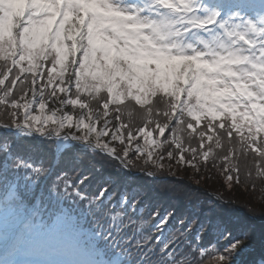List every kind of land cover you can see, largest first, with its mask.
Instances as JSON below:
<instances>
[{"label": "snow or ice", "instance_id": "obj_1", "mask_svg": "<svg viewBox=\"0 0 264 264\" xmlns=\"http://www.w3.org/2000/svg\"><path fill=\"white\" fill-rule=\"evenodd\" d=\"M0 58V103L11 105V123L0 128L12 139L0 148V264H204L201 249L213 233L215 242L207 241L213 264H242L251 248L248 229L234 234L217 213L195 228L191 220L182 225L186 234H197L185 244V234L168 235L174 209L154 210L150 224L128 215L143 205L141 191L122 193L113 205L117 177L102 179L94 195H85L96 177L76 167L38 196L32 193L31 201L27 196L53 174L52 165L43 167L47 151L40 155L46 140L55 141L54 162L64 161L75 144L110 153L131 172L140 168L139 153L145 164L163 169L164 156L154 149L165 142L178 150V156L168 150L169 159L208 161L213 146L205 149V141H213L208 132L218 127L228 137L234 129L264 167V0H0ZM21 74L27 83L18 87ZM151 97H158L164 121H152V131L148 125L137 130L143 144L108 119L110 105L128 98L146 104ZM114 111L119 120V107ZM146 111L155 114L152 106ZM202 120L199 151L184 147L172 122L196 132ZM170 123L171 141L153 138ZM21 134L33 148L19 143ZM106 136L128 143L117 152ZM214 143L221 146L219 136Z\"/></svg>", "mask_w": 264, "mask_h": 264}, {"label": "trees", "instance_id": "obj_2", "mask_svg": "<svg viewBox=\"0 0 264 264\" xmlns=\"http://www.w3.org/2000/svg\"><path fill=\"white\" fill-rule=\"evenodd\" d=\"M3 63V58H0V70H2ZM25 66H27V62H25ZM25 76L26 74H21L22 79L18 81V87L21 83H27ZM157 99L158 97H151L146 104H137L128 98L118 106L110 105L108 119L112 122L118 121L120 125H123L122 129L125 136L128 130H132L141 143L143 139L137 131L138 129L148 125L147 130L152 131L155 127L152 121L158 120L161 123L164 121V117L160 115L164 109L155 107ZM150 106L153 107L155 113L151 116L146 111ZM91 107L94 111H99L95 106V101L91 102ZM116 107L120 109L119 120L115 118L117 114L114 109ZM10 109V104L5 108L0 103V122L5 125L11 123L9 116L6 115ZM184 119L187 122L188 118L185 117ZM223 119L227 121L229 118L226 116ZM186 122L184 124H180L179 121L172 122L177 124L176 139L182 141L184 147H195L199 151L198 133L204 128L205 121L202 120L196 125V132L187 129ZM226 127H228L227 123ZM208 134L213 136V141L206 140L205 149L208 144H212L213 152L208 161L201 159L198 164L193 161L192 165L185 163L181 167L178 165L177 159H169L166 155L167 151L173 150L174 156H178V150L174 144L169 147L167 142L164 143L163 148H157L155 152L157 155H163L164 160L169 162V166H164L163 169H157L151 162L145 164L146 156L143 153L135 154L139 157L136 159V163L140 165V168L134 169L132 172L147 169L160 178L168 177L164 180L151 178L146 173L133 175L121 169L120 164L111 157H107L101 152H93L90 148L83 149L80 145L75 144L69 149L64 161L57 159L54 162L49 150L54 147L55 141L46 140L43 142L46 148L40 149V155H44L47 151V155L44 156L43 167L48 168L52 165L53 174L47 177L43 185H33L27 199L31 201L33 199L32 193L38 196L44 188H50L54 183H58V177L63 172L72 175V169L76 167L82 168L85 173L93 171L96 177L95 180L85 186V195H94L97 184L102 179L117 177L118 182L114 185L113 205L120 200L122 193L130 195L136 190L142 192L143 205L136 210L135 215L132 211L128 213V215L133 216V219L150 224L155 222V218L149 215L154 210L174 209L177 219L171 223V230L168 235L173 237L185 234V244H187L191 243L197 234L195 231L186 234L182 225H186L191 220L194 222L193 228H195L200 222L207 223L208 218L217 213H222L234 234L246 229L250 232L252 245L250 250L242 256V264H259L260 259L264 257V167L258 166V157L251 148L241 146L242 142L234 129L232 137H228L224 130L218 127L216 132L209 131ZM217 136L220 137L221 141V146L218 148L214 143ZM153 138L160 141H171V123L163 136H160L157 131H153ZM16 139L24 148H33L32 142L26 138L25 134L17 136ZM5 143L11 144L12 139L5 136L3 129L0 128V148ZM127 143V140L121 143L118 151L122 152ZM133 143L135 145V141ZM130 155H132L131 149ZM260 165H264V161H260ZM35 166L40 167L41 165ZM230 175L232 179L229 182L228 177ZM123 207L119 204L116 210L120 211ZM85 226L88 228L95 227L92 223ZM142 230L141 227H137V231ZM151 231L153 235L157 234L155 229H151ZM209 240L215 242L214 233L205 237V245L201 249L204 252V264H213L212 257L208 255V252L211 251V245L207 244ZM183 247L182 244L181 248Z\"/></svg>", "mask_w": 264, "mask_h": 264}, {"label": "rangeland", "instance_id": "obj_3", "mask_svg": "<svg viewBox=\"0 0 264 264\" xmlns=\"http://www.w3.org/2000/svg\"><path fill=\"white\" fill-rule=\"evenodd\" d=\"M39 112V109H38V105H37V113ZM104 118L102 117L101 118V121L103 120ZM110 120V119H109ZM112 124H119L118 123V121H115V122H112ZM120 125V124H119ZM110 128H111V125H110ZM121 132L123 133V129L121 128ZM143 139V138H142ZM105 142V141H104ZM116 143V144H115ZM114 144H115V146H119L120 144H121V142H119V141H116ZM144 143V141H142L141 142V144H143ZM132 145H134V143H132ZM134 147H135V145H134ZM116 148V147H115ZM117 149V148H116ZM154 152H156V149H154ZM155 158V157H154ZM162 163L164 164V166H169V162L168 161H166V160H164L163 159V161H162ZM185 164V162H178V165L179 166H183ZM228 181L230 182V180L228 179Z\"/></svg>", "mask_w": 264, "mask_h": 264}, {"label": "bare ground", "instance_id": "obj_4", "mask_svg": "<svg viewBox=\"0 0 264 264\" xmlns=\"http://www.w3.org/2000/svg\"><path fill=\"white\" fill-rule=\"evenodd\" d=\"M34 107L37 108V105H35ZM76 107H77V110H78V106H76ZM97 128H98V129L100 128V123L97 124ZM102 139H103V141L110 142V143H111V146L115 145L114 143H115L116 141H110V136H106V137H104V138H102Z\"/></svg>", "mask_w": 264, "mask_h": 264}, {"label": "water", "instance_id": "obj_5", "mask_svg": "<svg viewBox=\"0 0 264 264\" xmlns=\"http://www.w3.org/2000/svg\"><path fill=\"white\" fill-rule=\"evenodd\" d=\"M104 153V152H103ZM106 155H110L112 157V155L110 153H105Z\"/></svg>", "mask_w": 264, "mask_h": 264}]
</instances>
